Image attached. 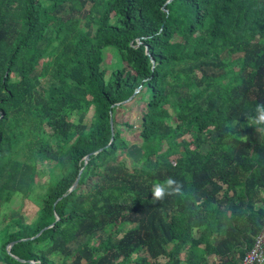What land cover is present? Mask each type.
I'll use <instances>...</instances> for the list:
<instances>
[{
    "label": "trees",
    "instance_id": "16d2710c",
    "mask_svg": "<svg viewBox=\"0 0 264 264\" xmlns=\"http://www.w3.org/2000/svg\"><path fill=\"white\" fill-rule=\"evenodd\" d=\"M135 100L131 169L115 108ZM257 103L264 0H0V202L59 177L0 223V264H239L264 219ZM168 177L185 195L153 200Z\"/></svg>",
    "mask_w": 264,
    "mask_h": 264
},
{
    "label": "rangeland",
    "instance_id": "374dc122",
    "mask_svg": "<svg viewBox=\"0 0 264 264\" xmlns=\"http://www.w3.org/2000/svg\"><path fill=\"white\" fill-rule=\"evenodd\" d=\"M126 105V104H125ZM145 101H133L128 106L122 108V106L116 107L115 112V121L117 122V129L122 132L123 136H125L127 146V152H125L126 161L128 166L132 169L139 165L140 163V149L138 148V133L140 130V119L141 114L145 112ZM91 113L89 115L82 114L77 117L78 123H86L88 124L91 119ZM206 149V148H204ZM51 166H48V169ZM54 173L57 175L58 171L55 170ZM54 176L52 180V175L46 174L40 178H37L36 184L33 187L34 194L37 201H28L21 200L19 195H15L12 201L9 204H4L0 202V223H6L8 221L22 219L24 223H29L34 220L36 217V213L38 209L41 207L39 205V200L42 199L48 184L51 181H56L59 177ZM49 178L51 181H48ZM48 181V183H47ZM40 199H38V198ZM23 205L21 206V203ZM5 219V221H4ZM2 225V224H0ZM1 229V228H0ZM124 230L120 229L119 234H121ZM104 237L103 234L97 233L95 236V240Z\"/></svg>",
    "mask_w": 264,
    "mask_h": 264
},
{
    "label": "clouds",
    "instance_id": "9594fccd",
    "mask_svg": "<svg viewBox=\"0 0 264 264\" xmlns=\"http://www.w3.org/2000/svg\"><path fill=\"white\" fill-rule=\"evenodd\" d=\"M254 115L246 117V122L254 126L257 133H264V103H257L253 109ZM151 195L155 201H163L166 196L183 197V185L174 179L168 177L164 181L154 182L151 187Z\"/></svg>",
    "mask_w": 264,
    "mask_h": 264
},
{
    "label": "built area",
    "instance_id": "2783aa9c",
    "mask_svg": "<svg viewBox=\"0 0 264 264\" xmlns=\"http://www.w3.org/2000/svg\"><path fill=\"white\" fill-rule=\"evenodd\" d=\"M239 264H264V219L261 231L254 237L251 248L246 251Z\"/></svg>",
    "mask_w": 264,
    "mask_h": 264
},
{
    "label": "water",
    "instance_id": "95a60500",
    "mask_svg": "<svg viewBox=\"0 0 264 264\" xmlns=\"http://www.w3.org/2000/svg\"><path fill=\"white\" fill-rule=\"evenodd\" d=\"M170 1H171V0H170ZM152 63H153V61H152ZM138 91H139V88L134 92V94L132 95V97H133L136 93H138ZM132 97L129 98V99H128L127 101H125L124 103H128V101L131 100ZM110 125H111V131H112V135H113L112 120H110ZM85 159L87 160L88 157H86ZM77 183H78V178H77L76 181L72 184V186L69 188L68 192L73 191V190L76 188ZM64 196H65V194H64ZM55 217H56V220H58V216L56 215ZM52 226H53V224L50 225V226H48V227H46V228L48 229V228H51ZM41 232H42V231H41ZM41 232H40L38 235H40ZM38 235H36V236H38ZM23 240H27V239H23ZM17 242H18V241H14V242L9 243V245L6 247V249H7V253L10 254V250H11L12 246L15 245ZM14 259L18 260L19 262H24L23 260H21V259H19V258H17V257H14ZM30 263H32V262H30Z\"/></svg>",
    "mask_w": 264,
    "mask_h": 264
}]
</instances>
